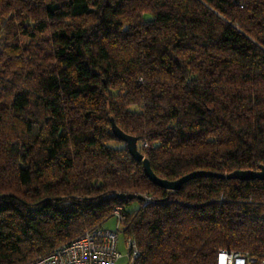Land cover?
Here are the masks:
<instances>
[{"label": "trees", "instance_id": "trees-1", "mask_svg": "<svg viewBox=\"0 0 264 264\" xmlns=\"http://www.w3.org/2000/svg\"><path fill=\"white\" fill-rule=\"evenodd\" d=\"M112 119L160 177L259 169L264 0H0V264L49 254L117 206L134 264L264 256V180L160 187Z\"/></svg>", "mask_w": 264, "mask_h": 264}, {"label": "built area", "instance_id": "built-area-1", "mask_svg": "<svg viewBox=\"0 0 264 264\" xmlns=\"http://www.w3.org/2000/svg\"><path fill=\"white\" fill-rule=\"evenodd\" d=\"M148 143H144L147 146ZM147 200L151 198L146 196ZM117 217V229L96 226L83 235L57 247L51 253L38 256L22 264H115L122 256L119 251V232L123 229L125 216L121 206L113 212ZM129 264H134L139 255L134 238L127 239ZM216 264H264V256H255L249 252L220 249Z\"/></svg>", "mask_w": 264, "mask_h": 264}, {"label": "water", "instance_id": "water-1", "mask_svg": "<svg viewBox=\"0 0 264 264\" xmlns=\"http://www.w3.org/2000/svg\"><path fill=\"white\" fill-rule=\"evenodd\" d=\"M112 127L115 135L120 140L126 142L129 152L131 153L133 158L138 162H142L144 172L149 177V179L153 183L165 189L179 190L185 182L198 176H214V177L238 179V180H251V179L264 180V164L260 165L259 169H236L230 173H219L209 170H196L174 180L160 177L153 170L149 158L146 157L145 154L140 150L138 144L139 141L138 137L122 130L114 121V119H112ZM117 196L120 198L134 197V195H127L126 193H122V192L117 193ZM139 198L143 199L144 197L139 196Z\"/></svg>", "mask_w": 264, "mask_h": 264}, {"label": "rangeland", "instance_id": "rangeland-1", "mask_svg": "<svg viewBox=\"0 0 264 264\" xmlns=\"http://www.w3.org/2000/svg\"><path fill=\"white\" fill-rule=\"evenodd\" d=\"M117 222H118L117 217L112 216L106 221L105 227L111 229H117ZM128 238H132V237H126L124 230L121 229L119 232V251L123 255L117 260L115 264H129V253H128V245H127Z\"/></svg>", "mask_w": 264, "mask_h": 264}, {"label": "crops", "instance_id": "crops-1", "mask_svg": "<svg viewBox=\"0 0 264 264\" xmlns=\"http://www.w3.org/2000/svg\"><path fill=\"white\" fill-rule=\"evenodd\" d=\"M123 255V254H122Z\"/></svg>", "mask_w": 264, "mask_h": 264}]
</instances>
